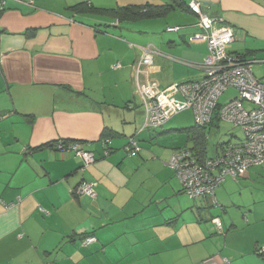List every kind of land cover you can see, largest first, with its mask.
Masks as SVG:
<instances>
[{
	"label": "crops",
	"instance_id": "1",
	"mask_svg": "<svg viewBox=\"0 0 264 264\" xmlns=\"http://www.w3.org/2000/svg\"><path fill=\"white\" fill-rule=\"evenodd\" d=\"M181 1H198L232 27L230 52L264 54V0ZM144 3L169 0H5L0 9V264H229L223 224L220 233L218 217L204 224L209 213L189 210L168 168L172 152L115 153L143 112L138 83L166 88L197 69L175 58L200 63L207 54L206 42L188 40L200 30L196 20L176 39L153 31L161 17L85 10ZM147 44L163 55L139 65ZM69 143L95 160L81 170ZM83 180L94 183L95 198L74 193ZM216 231L224 241L211 253L205 239ZM89 235L95 241L83 245Z\"/></svg>",
	"mask_w": 264,
	"mask_h": 264
},
{
	"label": "built area",
	"instance_id": "2",
	"mask_svg": "<svg viewBox=\"0 0 264 264\" xmlns=\"http://www.w3.org/2000/svg\"><path fill=\"white\" fill-rule=\"evenodd\" d=\"M4 2L5 0H0V9L4 8ZM187 7L197 16L200 29L189 37V41L206 42L207 54L200 63L181 61L202 71V76L199 79L173 83L166 88H160L154 80L138 83L145 118L137 133L146 128L160 127L185 109H191L196 126H207L216 116L218 122L226 120L233 126L240 127L243 139L237 143L221 145V151L215 156L200 155L191 149H178L170 155L167 162L189 198H211L216 205L215 189L227 175L233 178L243 176L249 167L264 163V82L255 77L252 61L229 51L228 47L235 35L232 27L222 17L208 16L198 1L189 2ZM179 28L174 26L166 29L178 31ZM157 54L163 55L151 44L143 46L139 65L153 64V58ZM227 89H233L235 93L226 102L220 103L219 96ZM56 147L63 149L66 146L57 143ZM67 147L81 158V170L95 160L93 152L82 148L79 143H69ZM125 149L128 155L141 150L135 135L128 138ZM107 153L104 150L103 154ZM74 193L95 198L94 183L83 180ZM212 221L221 233L219 218H213ZM95 239L92 235L85 236L82 244H90ZM257 252H264V246Z\"/></svg>",
	"mask_w": 264,
	"mask_h": 264
},
{
	"label": "rangeland",
	"instance_id": "3",
	"mask_svg": "<svg viewBox=\"0 0 264 264\" xmlns=\"http://www.w3.org/2000/svg\"><path fill=\"white\" fill-rule=\"evenodd\" d=\"M161 1H163V3L166 2V0ZM194 20H196L195 23ZM197 22L198 19H195L193 15L176 8L171 11L168 16H163L154 20L153 31H155L154 29L156 26H159L158 33L165 34V37L175 36V38L178 39L179 34L175 31L171 33L167 32L166 28L168 26H179L188 29L193 26V23L197 24ZM230 46L228 49H230ZM178 57L175 58V60L179 61V63L181 62L184 66V63H182L183 60L180 61ZM181 58L188 59L184 56H180V59ZM247 59L252 61V70L255 77L264 82V54L258 53ZM195 70L196 72L193 75L187 76L183 80L174 83L191 80L192 77H201L202 71ZM234 93L233 89H227L219 96L218 101L224 103L229 97L233 96ZM143 122L144 115L142 112L140 113L138 121L132 120L130 123L133 126V133H126L125 137L117 138L116 140L126 143L128 139L126 137L135 134L142 150L140 154H142L145 149L150 151H167L168 153H173L178 149H191L194 152L197 151L201 154L202 151V154L205 152L206 156H212L220 151L219 145L228 142L237 143L243 139L244 135L240 127L233 126L230 121L221 120L214 123L218 127L215 125L207 127L206 131L204 130L200 137V140L198 139V141H201L202 138V144H196L194 133L184 130L194 126V118L191 109L178 112L161 127L146 128L140 133H137V130L143 125ZM202 131L203 130H201V133ZM117 152L122 153L125 158L134 157L133 155H128L125 146H122L115 153ZM150 153L157 155L156 152ZM168 168L173 172L170 167ZM123 169L128 168L124 167ZM138 172L141 175L146 173L144 167ZM138 172L137 176H139ZM173 178H175L177 184L181 185L175 174ZM214 193L217 205L213 204L211 198H207L209 199L208 204H205L206 201L200 204L199 199L189 198L185 193L180 194L190 202L191 208H189V210L194 208V213L198 209L209 213L205 218L204 224L213 223L209 220L210 216L219 218L221 224H223L224 232L228 234L227 246L224 252H226L228 260L230 261L229 264H264L263 260L255 253L256 247L259 249L264 246V164H257L249 167L243 176L233 178L227 175L224 181L215 189ZM223 236V234L221 235L217 231L212 232L209 238L205 239V242H207L206 249L212 251L211 253L215 252L216 249L219 248V241L223 243ZM222 247L223 244H221L220 249ZM231 250H236L237 252Z\"/></svg>",
	"mask_w": 264,
	"mask_h": 264
},
{
	"label": "trees",
	"instance_id": "4",
	"mask_svg": "<svg viewBox=\"0 0 264 264\" xmlns=\"http://www.w3.org/2000/svg\"><path fill=\"white\" fill-rule=\"evenodd\" d=\"M81 3L75 4L73 6V9H75L76 11L81 10ZM175 8H181V9H188L187 5L184 4V2H182L181 0H169V3H165V4H151V3H144V4H140V5H127V6H118L115 8H97V7H88L85 10H89L92 11L94 13H107V14H112L116 17H118V19H139V18H154V17H163L165 16L168 12L172 11ZM239 56V55H238ZM243 59L244 56H240ZM215 122H218V118L215 116L212 120V122L210 124H213ZM204 127L206 126H196L194 124V126H191L187 129H184L186 131H192L194 133V138L196 139V144H202V138L201 141H198V139L200 140V137L202 136L203 132L201 133V130L204 129ZM106 140V139H105ZM67 141V140H65ZM106 142V141H105ZM63 145H66V142L62 143ZM47 145H51V143H47V144H43L40 147H44ZM221 146V145H219ZM37 147V148H40ZM197 152V151H196ZM200 154V153H198ZM205 152L201 151L200 155H204ZM257 249H255V253L261 257L264 260V252H257Z\"/></svg>",
	"mask_w": 264,
	"mask_h": 264
},
{
	"label": "water",
	"instance_id": "5",
	"mask_svg": "<svg viewBox=\"0 0 264 264\" xmlns=\"http://www.w3.org/2000/svg\"><path fill=\"white\" fill-rule=\"evenodd\" d=\"M141 148V147H140Z\"/></svg>",
	"mask_w": 264,
	"mask_h": 264
}]
</instances>
